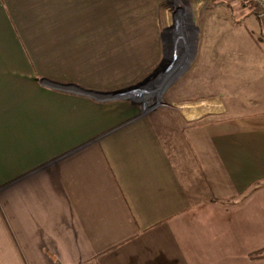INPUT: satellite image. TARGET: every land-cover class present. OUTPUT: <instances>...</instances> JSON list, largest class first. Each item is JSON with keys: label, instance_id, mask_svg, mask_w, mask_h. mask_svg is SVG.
Wrapping results in <instances>:
<instances>
[{"label": "crops", "instance_id": "0c3cea01", "mask_svg": "<svg viewBox=\"0 0 264 264\" xmlns=\"http://www.w3.org/2000/svg\"><path fill=\"white\" fill-rule=\"evenodd\" d=\"M225 2L251 39H224L214 70L201 37L186 70L224 78L220 110L204 92L150 114L41 78H144L161 0H0V264H264V22Z\"/></svg>", "mask_w": 264, "mask_h": 264}, {"label": "rangeland", "instance_id": "374dc122", "mask_svg": "<svg viewBox=\"0 0 264 264\" xmlns=\"http://www.w3.org/2000/svg\"><path fill=\"white\" fill-rule=\"evenodd\" d=\"M225 3V0H165L164 2L160 3L159 16L162 20V30L166 26L173 24V8L180 4L184 5L187 14L191 15L194 24L199 27L197 49L192 59H190V61L188 62V67L186 68V70H188L190 66L195 62L198 53L197 51L199 48V40L201 37L208 41H212L211 48L214 49L213 55L219 57V61L216 60L213 63L215 66L214 70H219V65L224 61V39L231 37L239 39H251V35L244 27V24L240 26L234 23V20L237 19V16H234L235 14H229V16H233L234 19H227L224 14ZM256 36L259 37L258 34H256ZM217 41L220 42V44L222 43V45L218 44ZM202 59L203 57L201 56L199 60ZM199 64L201 65L202 63L200 62ZM152 70H150V72ZM186 70L182 71L180 76L166 89L161 98V101H159L156 106H153V104L156 102L155 96H148L147 101H145L146 108L144 113L153 114L156 110H169V108H167L170 106L169 100H186L187 93L188 95L195 97L203 95L204 92H206L208 96H211L209 105L212 104L211 106H213V110H220L218 103H220L219 99H222V95L224 99V93L220 94L218 89L222 88L221 86H224V78L222 79L217 74H215L217 76H214L213 74H211L210 77L204 76L203 71L201 70V67L199 65L193 67L190 73L188 71L186 72ZM150 72H148V74ZM219 73H222V71H220ZM182 74L184 75L181 77ZM189 74L192 75L191 78ZM141 79H143V76L138 81H140ZM135 102H138L142 106V101L135 100ZM199 102H201V100H198V103ZM197 110L199 112L204 111V109H201L200 107H198ZM215 115L216 112L213 113V116Z\"/></svg>", "mask_w": 264, "mask_h": 264}, {"label": "water", "instance_id": "95a60500", "mask_svg": "<svg viewBox=\"0 0 264 264\" xmlns=\"http://www.w3.org/2000/svg\"><path fill=\"white\" fill-rule=\"evenodd\" d=\"M173 24L166 26L161 32L163 42V58L149 74L140 81L126 87L109 91L88 89L75 83H62L49 78H41L47 86L81 93L98 100L131 99L142 101L145 111L148 96L153 95L156 106L166 91L188 67L197 49L199 27L192 20L191 15L183 4L173 8Z\"/></svg>", "mask_w": 264, "mask_h": 264}, {"label": "built area", "instance_id": "2783aa9c", "mask_svg": "<svg viewBox=\"0 0 264 264\" xmlns=\"http://www.w3.org/2000/svg\"><path fill=\"white\" fill-rule=\"evenodd\" d=\"M251 6L253 7L254 11L264 22V0H247Z\"/></svg>", "mask_w": 264, "mask_h": 264}, {"label": "trees", "instance_id": "16d2710c", "mask_svg": "<svg viewBox=\"0 0 264 264\" xmlns=\"http://www.w3.org/2000/svg\"><path fill=\"white\" fill-rule=\"evenodd\" d=\"M164 1L165 0H161V3L164 2ZM126 86H128V85H125L123 87H126ZM251 256H252V258H263L264 257V249L259 250V251L255 252V253H253Z\"/></svg>", "mask_w": 264, "mask_h": 264}]
</instances>
